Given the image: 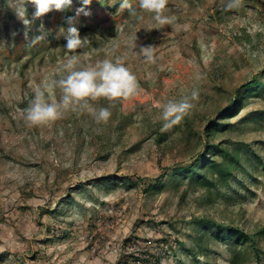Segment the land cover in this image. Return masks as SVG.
Masks as SVG:
<instances>
[{"label":"rangeland","instance_id":"rangeland-1","mask_svg":"<svg viewBox=\"0 0 264 264\" xmlns=\"http://www.w3.org/2000/svg\"><path fill=\"white\" fill-rule=\"evenodd\" d=\"M120 2L91 0V14L76 16L81 0H72L33 19L30 0H0V264H264V0L236 10L225 9L228 0H168L174 23L165 26L138 0L130 2L142 21ZM70 26L90 42L76 53L64 48ZM147 45L155 63L140 53ZM72 54L84 64L124 57L137 94L90 101L109 108L107 123L76 110L30 125L24 109L34 88L58 77ZM193 90L188 116L201 127L219 122L217 142L251 146L261 157L243 159L225 186L173 174L195 153L182 151L173 126L164 130L163 105ZM237 91L238 113L221 114ZM160 131L168 137L159 145ZM213 221L251 239L227 241Z\"/></svg>","mask_w":264,"mask_h":264},{"label":"clouds","instance_id":"clouds-1","mask_svg":"<svg viewBox=\"0 0 264 264\" xmlns=\"http://www.w3.org/2000/svg\"><path fill=\"white\" fill-rule=\"evenodd\" d=\"M35 6L33 19H38L50 11H64L68 9L72 0H30ZM91 0H81V6L76 9V16L90 15L86 6ZM142 12L152 14V19L161 26L172 25L173 19L165 15L168 0H138ZM243 0H228L226 10L239 9ZM121 10L127 9L129 15L137 21L143 20V15L133 7L130 0H121ZM74 17H67V23L72 24ZM28 25L30 21H24ZM185 25V30L188 28ZM150 30V29H147ZM39 39V37L37 38ZM66 41L64 48L69 53H76L78 49L85 48L90 42L88 36L82 37L79 30L70 26L64 34ZM136 34L131 37L130 46L136 47ZM114 49H109L111 55ZM140 53L147 62L155 63V46L147 45L140 48ZM59 76L53 75L45 79L42 84L34 88V96L27 108L24 109V119L32 126L43 125L61 119L67 111H87L97 124L107 123L111 112L107 107L96 109L90 101L106 98L110 101L127 99L137 94L139 83L136 75L125 65V58L116 56L112 59L97 60L94 64H84L79 55L72 54L60 65ZM59 89L61 95L57 99L55 90ZM198 99V92L193 90L191 98L185 96L179 101L170 100L163 105L162 119L165 121L164 130L180 123L188 115L194 101Z\"/></svg>","mask_w":264,"mask_h":264},{"label":"trees","instance_id":"trees-1","mask_svg":"<svg viewBox=\"0 0 264 264\" xmlns=\"http://www.w3.org/2000/svg\"><path fill=\"white\" fill-rule=\"evenodd\" d=\"M251 83H257V80L254 79ZM241 101L242 96L237 91L234 97L229 99L221 114L235 115L239 111ZM218 123H209L201 127L194 117L186 115L180 123L173 125L172 128L179 131L182 151L190 153V158L195 153L189 163L181 164V162L177 164L173 170V174L187 177L189 182L193 181L205 188L214 185L225 186L228 180L240 169L243 159L246 164L255 159L261 161L260 155L251 146H248L247 150L242 151L239 146L232 145L226 140H219L217 142L215 134L222 132V130H218L217 128ZM167 137L165 132L160 131L155 135V141L160 145L163 141L165 142ZM200 145L201 148H198ZM195 166L199 167L200 172H197ZM155 185V188L158 187L157 184ZM213 224L219 226V233L227 241L233 239L235 242L243 244L251 239L248 233L236 225L218 224L214 221ZM236 253L232 257L233 263L237 259L238 254Z\"/></svg>","mask_w":264,"mask_h":264},{"label":"built area","instance_id":"built-area-1","mask_svg":"<svg viewBox=\"0 0 264 264\" xmlns=\"http://www.w3.org/2000/svg\"><path fill=\"white\" fill-rule=\"evenodd\" d=\"M140 263V261H137V264H139ZM140 264H143V263H140Z\"/></svg>","mask_w":264,"mask_h":264}]
</instances>
